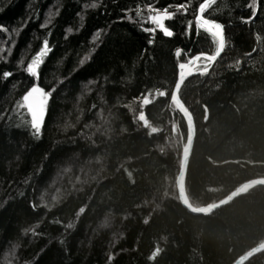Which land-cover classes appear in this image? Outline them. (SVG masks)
<instances>
[{"label": "trees", "instance_id": "obj_1", "mask_svg": "<svg viewBox=\"0 0 264 264\" xmlns=\"http://www.w3.org/2000/svg\"><path fill=\"white\" fill-rule=\"evenodd\" d=\"M203 1L0 0V264H234L264 242V185L208 215L179 197V65L218 47L197 35ZM250 2L205 11L225 50L180 90L196 121L185 187L197 207L264 177V0L254 18ZM181 4L172 37L143 31L154 25L137 9ZM45 39L37 80L25 69ZM33 86L51 92L39 131L21 107Z\"/></svg>", "mask_w": 264, "mask_h": 264}, {"label": "snow or ice", "instance_id": "obj_2", "mask_svg": "<svg viewBox=\"0 0 264 264\" xmlns=\"http://www.w3.org/2000/svg\"><path fill=\"white\" fill-rule=\"evenodd\" d=\"M216 0H205L204 3H201L198 9V15L196 17L195 23H196V31L197 35H199L200 31L203 30L205 33L209 34L212 41L217 45L221 46L225 42V35H224V25L216 22L215 20H211L204 17L205 11L212 5L215 4ZM258 4L259 0H251L248 7L252 9V16L255 17L257 11H258ZM97 4H92V7H97ZM172 7L171 5L164 8L163 11H161L158 8H152L149 7L147 9L148 16L145 18L142 15V12L140 9H137L136 15L137 17H140L141 20H145L147 23H150L154 25V27L151 28H143V31L149 32V33H155L157 30H160L164 36L166 37H172L174 35V32L170 30L166 25V20H171L174 18V15L177 12L184 11L187 12V6L184 4L178 5L175 8V11L170 12L169 8ZM51 17V14H50ZM49 17V20H50ZM244 23H248L249 21H243ZM47 26L42 25V27ZM192 22L190 21L188 24V30L191 31ZM71 32V29L68 30ZM95 36L98 38L101 36V33L98 31ZM149 43H152L150 40ZM51 51L49 47L48 40L45 39L43 41V47L40 49V51L32 58L31 62L27 64V67L25 71L32 77L39 79V67L44 62V58L47 56V54ZM83 63V61H81ZM4 77H9L12 75L10 72H5ZM51 96V92H45L43 88H40L39 86H33L23 97L24 104L21 105V107H26L27 113L31 116V126L35 127L36 131H39L40 127H42L44 117L46 115V106L49 97ZM38 98V102L33 104L32 100L33 98Z\"/></svg>", "mask_w": 264, "mask_h": 264}, {"label": "water", "instance_id": "obj_3", "mask_svg": "<svg viewBox=\"0 0 264 264\" xmlns=\"http://www.w3.org/2000/svg\"><path fill=\"white\" fill-rule=\"evenodd\" d=\"M204 2L205 0L202 3ZM208 19H211V18H208ZM211 20H215V19H211ZM215 21L222 24V22L218 20H215ZM224 35H225V27H224ZM225 46H226V35H225L224 44L221 46H218L214 54L198 53L192 56L188 61L180 63L179 65L180 71H179L178 78H177V81L175 83L174 90L172 93V100L177 104L179 110L184 115L188 123V126H189L188 138H187L186 146L183 150L180 170H179V173L177 175V180H176L179 197H180L182 204L186 208H188L193 213L201 214V215H208V214L215 212L221 207L232 202L241 192L247 189H250L252 187L259 186V185H264V177H256V178L246 180L242 182L241 184H239L229 195H227L223 199L215 203H210V204L199 206V207L192 205L187 196L186 187H185V176H186V172L190 164L191 156L193 153L197 129H196V121H195L194 115L188 109L184 101L182 100L181 95H180V90L183 84L185 83V81L191 75L195 73L209 71L211 67L213 66V64L223 54L225 50ZM201 58H206L208 62L205 64L206 67L200 70H197L196 68L199 66L200 64L199 62ZM32 102L35 106V104L38 102V98L34 97ZM262 251H264V242L256 245L255 247H253L252 249L244 253L234 262V264H245L247 261H249L251 258H253L254 256H256L258 253Z\"/></svg>", "mask_w": 264, "mask_h": 264}, {"label": "bare ground", "instance_id": "obj_4", "mask_svg": "<svg viewBox=\"0 0 264 264\" xmlns=\"http://www.w3.org/2000/svg\"><path fill=\"white\" fill-rule=\"evenodd\" d=\"M214 54V53H213Z\"/></svg>", "mask_w": 264, "mask_h": 264}]
</instances>
